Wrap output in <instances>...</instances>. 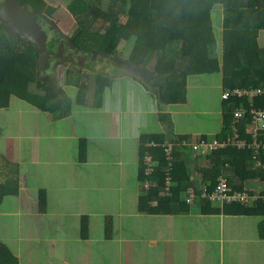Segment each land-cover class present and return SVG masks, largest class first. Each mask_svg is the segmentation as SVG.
<instances>
[{"label": "crops", "instance_id": "0c3cea01", "mask_svg": "<svg viewBox=\"0 0 264 264\" xmlns=\"http://www.w3.org/2000/svg\"><path fill=\"white\" fill-rule=\"evenodd\" d=\"M149 78L154 84L128 77L130 95L110 103L114 111L109 108L97 113L99 109H92L88 102L74 103L73 114L65 117L72 118L71 130L64 126L54 131L53 120L45 122V117L29 131L21 117L16 122L7 121L0 129V139L6 145L5 155L0 151V180H6L10 166L17 169L20 178L19 193L0 200V241L20 264H264L263 221L247 224L239 220L240 224H234L238 220L231 216L239 215L204 213L199 200L185 212L174 209L169 214H152L139 210V197L147 189L146 177L139 175L142 134L197 141L221 133L213 138L203 133L191 139L184 132H168L158 116L161 120L166 114L173 116L175 104L164 103L165 87L157 86L150 73ZM142 87L149 89L145 102L139 101ZM188 88L187 81V101ZM153 98L156 102L149 103L151 108L147 102ZM101 105L105 106V97ZM200 105L209 107V99L203 98ZM220 113L222 117V110ZM83 115L90 119L85 126L79 123ZM152 116L157 123L154 128ZM81 139L86 141L83 158L78 150ZM186 150L196 155V159L187 157L194 164L199 163L202 169L207 166L204 155ZM192 178L203 183L199 168H193ZM252 184L247 181L245 187L264 190ZM42 189L46 193L44 209L39 201ZM84 215L89 218L87 237L81 231ZM112 220L114 224H108Z\"/></svg>", "mask_w": 264, "mask_h": 264}, {"label": "trees", "instance_id": "16d2710c", "mask_svg": "<svg viewBox=\"0 0 264 264\" xmlns=\"http://www.w3.org/2000/svg\"><path fill=\"white\" fill-rule=\"evenodd\" d=\"M42 15L47 0H19ZM216 5L223 7L222 39L219 46L211 13ZM68 13L77 19V31L71 36L72 43L82 51L104 55L112 59L118 53L122 41L134 39L128 61L136 67L152 70L161 80L170 83L164 95V103H186V87L190 76L196 74H222L223 89L256 88L264 86V48L258 42L264 30V0H109L106 9L97 0H72ZM122 16L126 17L124 21ZM100 22V25L96 24ZM23 45V46H21ZM155 59V65H150ZM39 51L29 42L13 39L0 26V109L10 107L15 95L26 100L32 107L65 118L73 114V96H69L52 82L41 79ZM64 83L77 90L75 101L87 104L90 81L75 83L72 76L95 74V87L91 97L99 98L94 107L101 106L105 86L110 78L87 69L66 67ZM103 102V101H102ZM237 101H223L222 131L216 136L227 138L226 131L232 119ZM264 107V98L256 101ZM165 123V122H164ZM185 137L170 140L164 134L145 133L140 136L139 175L149 178L151 185L139 197V210L152 214H169L174 209L188 211L185 201L190 186L201 184L213 189L221 175L228 177L235 189L245 188L250 180L264 181V169L254 168L252 150L231 147L215 150L204 155L208 161L204 168L187 157L196 159L194 153L180 143ZM154 143L155 145H152ZM167 143H172L173 158L166 155ZM79 156L86 152V141L79 142ZM150 154L154 170L146 174L145 156ZM264 160V153L261 154ZM201 160V159H200ZM168 167L170 171L167 172ZM193 168H199L201 182L193 179ZM11 173L0 180V200L4 196L19 193V172L10 166ZM170 176V190L166 192V178ZM264 193V190H262ZM39 201L45 207L46 193L40 190ZM204 213H225L239 216H264V201L252 205L240 202L225 204L223 208L212 206L206 198L198 199ZM82 236L87 237L89 218L82 217ZM0 264H20L9 247L0 241Z\"/></svg>", "mask_w": 264, "mask_h": 264}, {"label": "rangeland", "instance_id": "374dc122", "mask_svg": "<svg viewBox=\"0 0 264 264\" xmlns=\"http://www.w3.org/2000/svg\"><path fill=\"white\" fill-rule=\"evenodd\" d=\"M72 0H47L48 6L46 7L43 14L52 21L55 25L59 27V29L66 33L68 36H72L77 31V19H74L67 10V6ZM98 5L103 7L104 9L107 8L109 0H97ZM212 21L214 25V30L216 33V38L218 40L219 46L221 45V39H222V24H223V17H224V11L223 7L220 5H216L213 8V11L211 13ZM122 19L125 21L126 17L122 16ZM99 21L96 25H100ZM258 42L261 48H264V30H262L259 33ZM23 46V45H21ZM135 47L134 39L130 40L128 44H126V41H122L121 44L118 47V53L121 54V57H118L116 54L114 57L117 58H110L104 55H94L92 54V61L91 66L89 68H86L87 70L98 72L101 74H104L110 78V83H108L105 86L104 93L102 95L101 103L105 97V106H99L96 107L99 110H96L97 113L103 109L104 112H106L107 109H111L114 111V107L110 106V103H114L115 101H118L120 97H126L127 95H130V90L128 87V77L136 78L141 82H146L147 84H150L149 81L151 79L149 78V73L152 75V78L154 76V82H156V85L160 88H164V93H167L168 85L170 86L169 81L167 82L165 80H161L157 75L153 73L152 70L144 69L142 66L136 67L133 66L127 59V57L131 56V50ZM155 59L151 60L149 63L150 65H155ZM65 65L61 66L58 70V72L55 75L54 79V85L58 87L61 91L64 89L65 93L69 96H73L74 102L77 105L78 103L75 101L77 90H75L73 87L66 86L64 83V76L66 73ZM129 70H127V69ZM95 75V74H94ZM93 74L84 73L83 75L75 76L73 75L71 80L75 83H84L86 82L85 78H87V81H90V88L87 94V102L91 105V108L94 109L95 102L99 100L97 97L96 99L91 97L93 87H95ZM128 76V77H125ZM221 73H215V74H196L193 76H190L188 78V101L185 104H175L174 107V114L173 116L166 114L163 116L164 120H161L160 117L159 121L161 123H166V129L168 132H172V134H175V132H181L184 135L189 136L191 139H195L199 135L206 133L209 138L215 137L217 134H219L222 130V117H221V110H222V91L223 88L220 85L221 81ZM45 76L41 77V79H45ZM152 82V81H151ZM153 83V82H152ZM154 84V83H153ZM147 90H149L147 87H142V90H140V99L139 101L145 102L148 100L149 95L147 94ZM217 92V95H216ZM203 98H208L210 101V106H202L200 105ZM213 98L214 101H218V105H213V101L211 100ZM109 102V103H108ZM155 98L149 100L147 102V105L151 108L153 106L149 105V103L153 104L155 103ZM163 103H160V105ZM109 105V107H108ZM158 108L160 110V106L158 105ZM205 109H210L211 113H200V111H204ZM164 110V109H162ZM21 117L20 122H22L23 126L28 128V131L30 128H35V126L39 123V120L41 117H45L46 121L49 122L53 120V123L51 125V129L54 131H57L58 129H61L64 126H67V130H71V119L72 118H61L59 117V114H49V113H43L32 107L26 100L21 99L15 95H12L10 99V107L7 109H0V129H2L6 122H16ZM70 117V116H69ZM99 115H97V118ZM147 117H150V115H147ZM153 117L152 128L157 126V123ZM77 118V117H76ZM64 119V120H63ZM78 121V118H77ZM90 121L89 118H87L85 115H83V119L79 121V123L83 126L87 124V122ZM75 125L78 123H74ZM72 124V125H74ZM0 151L3 155H5L6 151V145L5 140L0 139ZM37 181L36 179H34ZM253 183V187H264V182L261 180H250L249 183ZM12 198V197H11ZM89 200V198L87 197ZM86 208L92 209L91 206H86ZM209 217V216H207ZM104 218H112L110 216H104ZM231 218H237L234 219L237 221V223L234 224H240L239 220L245 221L247 224H260V222H264V216H239V217H233ZM110 220V219H109ZM218 222V221H217ZM215 222V224H217ZM108 224H114L113 220L112 222L109 221ZM115 224H118L116 221ZM149 224V223H148ZM201 224H205L201 222ZM241 264H250L247 262H243Z\"/></svg>", "mask_w": 264, "mask_h": 264}, {"label": "built area", "instance_id": "2783aa9c", "mask_svg": "<svg viewBox=\"0 0 264 264\" xmlns=\"http://www.w3.org/2000/svg\"><path fill=\"white\" fill-rule=\"evenodd\" d=\"M264 98V86L256 88H235L224 89L222 91L223 101L240 100V103L232 110V119L227 133V138L219 140L200 139L197 141H181L177 145H181L187 149L195 151L200 155L212 154L215 150L226 149L231 147L237 150H252L253 159H251L254 168L264 169V160L261 154L264 153V107H258L256 101ZM247 101V102H245ZM152 145H155L152 143ZM172 143H167L166 155L169 160L173 158ZM147 165L146 174L154 170L152 156H145ZM171 167H168L167 172ZM145 186L148 188L151 183L148 178L145 180ZM170 188V176L166 178V190ZM206 198L213 204H217L223 208L225 204L231 202H240L244 205H252L257 201H264V193L255 191L245 187L243 189H235L229 182L228 177L221 175L217 184L213 189H209L208 185L201 184L197 188L190 186L185 195V201L189 205H193L198 199Z\"/></svg>", "mask_w": 264, "mask_h": 264}, {"label": "water", "instance_id": "95a60500", "mask_svg": "<svg viewBox=\"0 0 264 264\" xmlns=\"http://www.w3.org/2000/svg\"><path fill=\"white\" fill-rule=\"evenodd\" d=\"M0 26L11 38L32 43L38 49L42 73H47L50 60L60 62L55 74L50 75L52 80L60 66L81 69L91 66V53L82 51L66 33L19 0H0Z\"/></svg>", "mask_w": 264, "mask_h": 264}, {"label": "flooded vegetation", "instance_id": "af4514ba", "mask_svg": "<svg viewBox=\"0 0 264 264\" xmlns=\"http://www.w3.org/2000/svg\"><path fill=\"white\" fill-rule=\"evenodd\" d=\"M40 16H42L43 18H46L47 20H49L44 14H42V15H40ZM50 21V20H49ZM54 26H56L57 28H59L57 25H55L52 21H50ZM68 37H70V36H68ZM71 38V37H70ZM56 60H50V68L49 69H47V74L48 75H46V73L44 74V73H42L41 72V70L39 69V71H40V77H43V76H45L46 78H48L50 81H52L53 82V84H55L54 83V77H53V80H52V78L50 77V75L52 76V75H54L55 73H54V69H55V67H57V66H59L58 64L60 63V62H58V61H56ZM54 65V66H53ZM61 67V66H60ZM59 67V68H60ZM40 68V67H39ZM59 68H58V70H59ZM74 68V67H73ZM127 69V68H126ZM127 70H129V69H127ZM56 73H57V71H56Z\"/></svg>", "mask_w": 264, "mask_h": 264}, {"label": "clouds", "instance_id": "9594fccd", "mask_svg": "<svg viewBox=\"0 0 264 264\" xmlns=\"http://www.w3.org/2000/svg\"><path fill=\"white\" fill-rule=\"evenodd\" d=\"M226 89V88H225ZM224 90V89H223ZM221 98H222V96H221ZM223 101V100H222Z\"/></svg>", "mask_w": 264, "mask_h": 264}]
</instances>
